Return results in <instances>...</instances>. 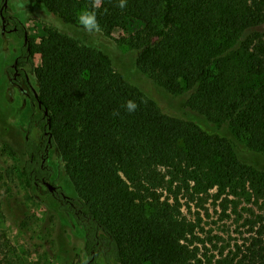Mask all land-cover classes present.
<instances>
[{
    "label": "trees",
    "instance_id": "16d2710c",
    "mask_svg": "<svg viewBox=\"0 0 264 264\" xmlns=\"http://www.w3.org/2000/svg\"><path fill=\"white\" fill-rule=\"evenodd\" d=\"M31 1L68 25H78V11L92 3ZM117 3L102 0L97 19L106 33L118 23L134 26L129 42L138 69L171 94L192 90L186 106L212 124L228 121L264 157V32L235 46L244 31L264 23V0H127L124 9ZM3 14L23 36L22 23ZM30 49L40 57L36 96L22 84L41 107L29 121L41 136L23 142L20 173L25 188L50 194L82 228L83 264L99 257L108 264H203L182 197L216 189L264 201L263 169L242 161L228 137L165 113L114 69L107 53L54 28ZM129 99L139 105L131 113L122 107ZM48 148L64 162L75 195L50 180ZM249 225L239 264H264V211Z\"/></svg>",
    "mask_w": 264,
    "mask_h": 264
},
{
    "label": "rangeland",
    "instance_id": "374dc122",
    "mask_svg": "<svg viewBox=\"0 0 264 264\" xmlns=\"http://www.w3.org/2000/svg\"><path fill=\"white\" fill-rule=\"evenodd\" d=\"M5 1L7 15L22 23L31 45H37L46 30L54 28L79 44L102 50L111 58L114 69L165 113L192 121L209 133L228 137L242 161L264 170V157L250 150L246 141L233 133L228 121L212 124L185 105L192 90L171 94L138 69L136 49L129 42L134 26L118 23L109 33L102 29L89 35L79 24L63 23L41 4L31 0H0V7ZM96 12L99 13L98 9ZM253 32H264V23L244 31L235 46ZM22 42L16 32L2 31L0 18V264H83L86 255L82 228L68 213L59 210L50 194L25 188L21 177L27 159L23 140L28 120L32 115L42 114L4 76V68L13 62ZM32 60L26 70L37 92L39 54H33ZM39 135L38 130H32L33 138ZM48 163L52 168L51 181L67 194L75 195L64 162L54 149L49 151ZM182 202L183 214L196 225L192 246L197 248V258L203 264H239L252 234L249 220L264 211V201L253 196L219 195L213 189L193 200L182 197ZM97 264L108 263L99 257Z\"/></svg>",
    "mask_w": 264,
    "mask_h": 264
},
{
    "label": "flooded vegetation",
    "instance_id": "af4514ba",
    "mask_svg": "<svg viewBox=\"0 0 264 264\" xmlns=\"http://www.w3.org/2000/svg\"><path fill=\"white\" fill-rule=\"evenodd\" d=\"M5 7L3 8V10L5 9ZM1 8L2 7H0V10H1ZM3 10L0 11V18H1V22H2V31L3 32H13L14 31L23 40L21 47L18 48V52L13 58V62L8 64V65H6V67L4 68V76H5L6 80H7V82L10 84V86H12V88H15L16 90H18L27 100H29V102H31V104L34 107V109L41 110L40 105H35V103L31 100L30 94L26 91V89L24 88V86L22 84V81L25 80L26 83H28L29 88L32 90V92L36 96V91H35V89L33 88L32 84H31V81H30V78H29V74H28V72L26 70V67L32 64V63H30L28 61L29 57L31 56V58H32V56H33L32 54H30L31 44H30V41H29V38H28L27 31L25 30L26 31L25 34L23 36H20L19 33H18L17 25L15 24V22H14V24L11 23L9 21V19L5 17V15L3 14ZM24 48L26 49L27 54L24 53ZM7 67L11 68V70L10 71H6ZM41 112H42V110H41ZM32 116H34V115H32ZM34 117H36V116H34ZM30 118L28 120L27 129H26V133H25V137H24L23 142L26 139H28L29 137L33 141L39 142L40 136H41V131L38 128H33V129L29 130ZM34 129H36V130H38L40 132V135L36 139L31 136V132ZM51 149L52 148H48L47 149V153H46L47 165L48 166H50L49 163H48V156H49V151ZM24 154H25V152H24ZM26 158H27V155H26ZM43 160L45 161L44 158H43ZM51 170H52V168H51ZM51 174H52V171H51ZM50 180H51V175H50ZM42 182L45 185H48L50 189L55 190V187L52 186L50 184V182L46 181L44 178L42 179Z\"/></svg>",
    "mask_w": 264,
    "mask_h": 264
},
{
    "label": "clouds",
    "instance_id": "9594fccd",
    "mask_svg": "<svg viewBox=\"0 0 264 264\" xmlns=\"http://www.w3.org/2000/svg\"><path fill=\"white\" fill-rule=\"evenodd\" d=\"M101 3L102 0H92L90 7L80 9L76 15L77 23L89 35L102 30L95 11V9L101 6ZM117 7L120 9L126 8L127 0H118ZM138 106L139 105L136 103V101L131 99L125 101V103L122 105V107H124V109L129 113L134 112Z\"/></svg>",
    "mask_w": 264,
    "mask_h": 264
},
{
    "label": "water",
    "instance_id": "95a60500",
    "mask_svg": "<svg viewBox=\"0 0 264 264\" xmlns=\"http://www.w3.org/2000/svg\"><path fill=\"white\" fill-rule=\"evenodd\" d=\"M5 6H6V1L3 3L2 8H1L0 11H2ZM45 113H47V111H45Z\"/></svg>",
    "mask_w": 264,
    "mask_h": 264
}]
</instances>
